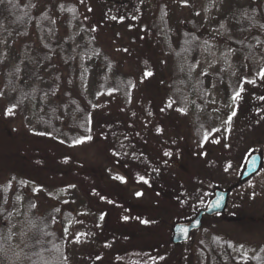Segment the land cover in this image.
Wrapping results in <instances>:
<instances>
[{
    "label": "rangeland",
    "instance_id": "1",
    "mask_svg": "<svg viewBox=\"0 0 264 264\" xmlns=\"http://www.w3.org/2000/svg\"><path fill=\"white\" fill-rule=\"evenodd\" d=\"M33 1L39 10L61 1L77 3L95 45L136 82L129 106L118 95L100 96L90 139L72 147L46 144L51 152L38 157L50 166L41 164L38 170L16 155L23 153L19 141L33 142L23 117L0 108V186L12 173L29 177L35 183V211L60 208L65 222L73 225L68 263L251 264L235 258L264 257V79L259 75L264 50L250 60L233 48L249 22L248 13L261 9L264 0H164L167 27L158 0ZM246 7L249 11L243 16ZM192 25L206 44L195 72L210 82L202 112L210 133L202 126L197 134L195 114L171 95L176 79L172 50L181 30ZM31 41L35 42L33 32L25 41L28 53ZM22 45H6V52L11 56L9 51L17 53ZM54 60L66 77L69 71L57 57ZM91 69L89 65L87 73L74 71L90 82L89 93ZM147 72L152 75L146 77ZM236 92L241 95L233 101ZM54 153L63 158L51 160ZM254 153L262 157L261 168L242 181L247 159ZM28 167L30 176L24 174ZM193 175L204 179L197 194ZM167 182L178 183L183 192L174 196ZM217 189L229 192L225 211L205 216L187 242L173 247V225L191 222ZM214 234L233 242L231 255L221 263L205 251Z\"/></svg>",
    "mask_w": 264,
    "mask_h": 264
},
{
    "label": "trees",
    "instance_id": "2",
    "mask_svg": "<svg viewBox=\"0 0 264 264\" xmlns=\"http://www.w3.org/2000/svg\"><path fill=\"white\" fill-rule=\"evenodd\" d=\"M158 1L162 22L167 27L164 0ZM247 11L248 7L242 10L243 16ZM248 16L243 35L233 41V48L240 57L251 60L264 50V27H261L264 25V5L261 9L253 8ZM64 27L65 34L62 32ZM31 32L35 42H29L27 49L31 52L28 53L25 41ZM16 41L23 45L17 53L8 50L10 56L5 46L12 48ZM204 43L200 30L192 25L181 30L172 50L176 79L171 85V95L181 108L195 114L197 134V129L202 126L209 129L207 122L202 120V112L207 105L210 82L199 78L195 72L206 47ZM55 57L61 67L63 65L69 71L66 77H62ZM89 65L94 79L90 93L86 90L90 82L85 81L82 74L78 77L74 74L75 70L87 73ZM0 75L3 81L0 108L6 111L11 108L12 113L20 114L33 135L30 145L19 141L23 153L16 155L27 160L34 170L41 164L50 166L48 160L43 162L38 157L51 152L52 148L46 144L72 147L77 140L93 136L92 114L100 96L118 95L129 106L136 85L131 74L123 72L109 54L95 45L79 5L74 1H61L54 6L48 4L39 10L33 0H12L11 4L3 0L0 3ZM211 131L209 129L208 133ZM200 138L203 141L204 138ZM147 157L150 161V156ZM156 157L155 164L160 161ZM57 158L63 157L54 153L51 160ZM29 170L30 167L24 174L30 176ZM201 178L196 175L191 178L195 194L199 193L197 186L202 187L204 179ZM34 185V180L29 177L21 179L12 173L11 178L0 186V264H69V233L73 225L71 221L65 222V214L62 215L58 207L47 208L42 213L35 211ZM167 187L175 189L174 196L183 192L178 183L167 182ZM232 245L231 240L214 234L205 251L221 263L226 254L231 255ZM235 261L264 264V257L240 254Z\"/></svg>",
    "mask_w": 264,
    "mask_h": 264
},
{
    "label": "water",
    "instance_id": "3",
    "mask_svg": "<svg viewBox=\"0 0 264 264\" xmlns=\"http://www.w3.org/2000/svg\"><path fill=\"white\" fill-rule=\"evenodd\" d=\"M262 165V157L259 153H254L247 159L245 169L242 172L241 180L244 181L256 174ZM229 192L217 189L213 198L209 201L205 209L201 210L189 223L177 222L172 227V243L181 244L187 242L192 233L203 225L205 216H214L225 211L228 203Z\"/></svg>",
    "mask_w": 264,
    "mask_h": 264
},
{
    "label": "snow or ice",
    "instance_id": "4",
    "mask_svg": "<svg viewBox=\"0 0 264 264\" xmlns=\"http://www.w3.org/2000/svg\"><path fill=\"white\" fill-rule=\"evenodd\" d=\"M8 2L11 4L12 0H8ZM81 2H82V0H81ZM0 3H3V0H0ZM185 3H186V0H185ZM112 19H116V17H112ZM261 27H264V25H262ZM151 75H152V73H150V72L145 73V76H146V77H147V76H151ZM259 75L261 76L262 79H264V68L261 69ZM240 95H241L240 92H236V93L233 95V97H232L233 101L238 100L239 97H240ZM262 99H264V98H262ZM169 106H171V105H169ZM12 111H13V110H12L11 108H10V109H7L8 114H11ZM235 114H236V113H235V110H234V111L231 113V115L229 116V118H228V122L231 121V116H234ZM157 131L159 132L160 129H157ZM88 139H90V137H88ZM207 139H208V137L205 136V140H207ZM83 142H84L83 140H77V141H76L77 144H79V143H83ZM164 154H165L166 156L171 155V154L168 153V152H165ZM225 170L227 171V169H225ZM116 179L123 180L122 177H116ZM140 179L143 180V177H140ZM144 183H147V181L145 180ZM136 195H137V196H140V195H142V193L137 192ZM101 219H103V216H101ZM124 219H128V218L125 217ZM142 223H147V222H146V221H142Z\"/></svg>",
    "mask_w": 264,
    "mask_h": 264
}]
</instances>
